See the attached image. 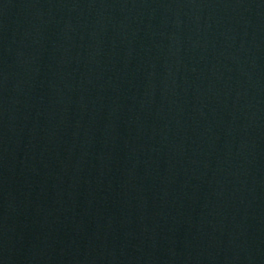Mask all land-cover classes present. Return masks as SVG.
Here are the masks:
<instances>
[{
	"label": "water",
	"instance_id": "95a60500",
	"mask_svg": "<svg viewBox=\"0 0 264 264\" xmlns=\"http://www.w3.org/2000/svg\"><path fill=\"white\" fill-rule=\"evenodd\" d=\"M0 264H264V0H0Z\"/></svg>",
	"mask_w": 264,
	"mask_h": 264
}]
</instances>
